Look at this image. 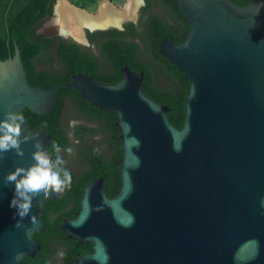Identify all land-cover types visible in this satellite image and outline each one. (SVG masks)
Instances as JSON below:
<instances>
[{"label": "water", "instance_id": "obj_1", "mask_svg": "<svg viewBox=\"0 0 264 264\" xmlns=\"http://www.w3.org/2000/svg\"><path fill=\"white\" fill-rule=\"evenodd\" d=\"M138 2L135 18L85 27L80 42L54 28L56 0L48 34H39L90 48L88 33L124 31L137 23L144 0ZM177 2L188 36L183 43L163 39L159 53L189 81L181 130L170 122V109L144 91V73L128 66L116 84L78 73L46 89L28 83L17 45L12 58L0 59V119L26 109L49 115L61 88L115 116L122 186L110 199L104 178L85 185L78 215L60 226L70 240L93 246L74 264H264V0L247 6L232 0ZM21 128L24 155L13 149L0 158V264L37 256L42 245L35 235L46 231L45 206L68 193L34 197L23 218L10 207L15 185L5 186V176L35 163V140L49 152L53 139L42 129Z\"/></svg>", "mask_w": 264, "mask_h": 264}, {"label": "trees", "instance_id": "obj_2", "mask_svg": "<svg viewBox=\"0 0 264 264\" xmlns=\"http://www.w3.org/2000/svg\"><path fill=\"white\" fill-rule=\"evenodd\" d=\"M70 1L83 9L97 3V0ZM157 1L163 13L142 18L138 26L128 23L124 31L111 29L88 33L91 45L96 47L94 52L92 48L71 41L58 38L56 43L39 34L40 24L51 14L55 0H0V59L12 58L17 45L28 83L46 89L68 83L78 73L92 76L98 82L116 84L122 79V68L128 66L137 73H144V91L170 109V122L181 130L189 81L160 55L159 45L163 39L183 43L188 36L189 24L180 12L177 0ZM232 1L247 6L253 0ZM150 6L149 1L146 10ZM21 113L30 128L42 129L53 136L48 144L53 163L52 145L56 143L62 149L63 159V150L74 146L72 159L78 165L74 171L68 164L63 165L71 172V186L62 198L46 204L42 216L46 231L35 235L42 250L35 258L25 259L24 264H51L59 247L64 249L60 264H74L78 257L92 253L93 246L70 240L60 230L61 224L66 219L76 218L82 191L91 180L104 178V191L110 199L119 194L122 186V142L115 116L93 106L68 88L58 90L56 104L49 115L38 116L28 109ZM70 121H75L76 125L72 126ZM76 141L79 143L74 144ZM96 148L100 150L98 153L94 152Z\"/></svg>", "mask_w": 264, "mask_h": 264}, {"label": "clouds", "instance_id": "obj_3", "mask_svg": "<svg viewBox=\"0 0 264 264\" xmlns=\"http://www.w3.org/2000/svg\"><path fill=\"white\" fill-rule=\"evenodd\" d=\"M25 124V117L19 112H6L4 118L0 119V158L3 154L11 150H15L17 155L23 156L21 149L22 128L21 125ZM26 139V138H25ZM35 151L32 152V159L35 161L28 168L16 167L15 171L9 172L4 180L5 186L14 184V197L10 202V207L17 209V214L23 218L29 214L32 208V201L34 197L48 196L51 192L58 194L70 188L72 183L71 172L63 167L65 160L61 156V147L53 143L52 148L55 152V162L49 154L44 150L40 140H35ZM69 153L72 151L70 148L66 149ZM98 148L94 152L98 153ZM61 176L63 178H61ZM261 207H264V200H261ZM35 221V216L31 217ZM19 227V222L16 224Z\"/></svg>", "mask_w": 264, "mask_h": 264}, {"label": "bare ground", "instance_id": "obj_4", "mask_svg": "<svg viewBox=\"0 0 264 264\" xmlns=\"http://www.w3.org/2000/svg\"><path fill=\"white\" fill-rule=\"evenodd\" d=\"M138 0H127L126 7L117 8L112 4L106 3L98 10L97 15H90L86 12L77 10L70 6L65 0H59L57 5V16L54 28L63 35H71L76 40L82 42V30L85 27L106 28L110 25L118 26L122 21L135 18L138 8Z\"/></svg>", "mask_w": 264, "mask_h": 264}, {"label": "flooded vegetation", "instance_id": "obj_5", "mask_svg": "<svg viewBox=\"0 0 264 264\" xmlns=\"http://www.w3.org/2000/svg\"><path fill=\"white\" fill-rule=\"evenodd\" d=\"M149 1L151 2V6L146 10L148 4H149ZM144 0V5L141 6L140 10H139V18H138V21L137 23H135V25H139V22L141 21L142 18L144 17H147L151 14H154V13H158V14H162V8L161 6L158 4V1L157 0ZM55 3H56V0H55ZM54 3V5H55ZM125 3H126V0H125ZM53 9H54V6L52 7V11H51V14L47 17H45L43 20H42V23L40 24V27H39V30L40 29H43L41 32L48 34V31H46V25L45 27L43 26L45 23H48L52 17V14H53ZM134 24V23H133ZM46 34H43L44 37L46 39H54V41L57 43L58 41V38H61L59 36H52V37H47ZM88 36V34H87ZM63 39V38H61ZM89 39V37H88ZM65 40V39H63ZM66 41H69V40H66ZM90 41V39H89ZM72 42V41H71ZM56 46V45H55ZM93 49L94 52H96V47L94 45H92V47H90ZM49 66V65H48ZM47 66V67H48ZM79 141H76L74 142V144H78ZM105 147V146H104ZM74 148V146H71L70 149L72 150ZM72 151L69 153L68 151L66 150H63V155H64V160H65V163L69 165V167L74 171V170H77L78 169V165H76L72 159ZM76 154V153H75ZM64 249L62 247H59L57 249V251L55 252V254L52 256L51 258V264H60L61 262V252L63 251Z\"/></svg>", "mask_w": 264, "mask_h": 264}, {"label": "rangeland", "instance_id": "obj_6", "mask_svg": "<svg viewBox=\"0 0 264 264\" xmlns=\"http://www.w3.org/2000/svg\"><path fill=\"white\" fill-rule=\"evenodd\" d=\"M106 0H97V3L95 5H92L88 8H85L88 12L92 13V14H95L97 15L99 12H100V8L102 5H106L107 2H104ZM127 2V1H126ZM113 4L115 5H123V7H121L120 9H123L126 7V3H125V0H113L112 1ZM99 10V12H98ZM97 13V14H96ZM47 23H45L43 26L45 27ZM43 29H40L39 31H42ZM162 83L164 84V81L162 80ZM71 125L72 126H75L76 125V122L75 121H70ZM98 139V138H97Z\"/></svg>", "mask_w": 264, "mask_h": 264}]
</instances>
